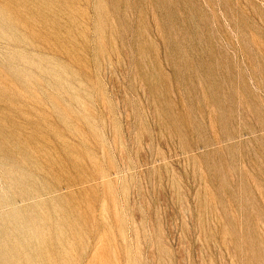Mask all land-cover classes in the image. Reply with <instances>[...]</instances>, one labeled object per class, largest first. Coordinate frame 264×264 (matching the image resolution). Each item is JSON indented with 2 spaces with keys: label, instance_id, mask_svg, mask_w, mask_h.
I'll list each match as a JSON object with an SVG mask.
<instances>
[{
  "label": "rangeland",
  "instance_id": "374dc122",
  "mask_svg": "<svg viewBox=\"0 0 264 264\" xmlns=\"http://www.w3.org/2000/svg\"><path fill=\"white\" fill-rule=\"evenodd\" d=\"M0 264H264V0H0Z\"/></svg>",
  "mask_w": 264,
  "mask_h": 264
}]
</instances>
